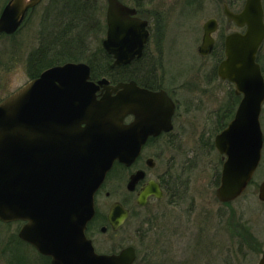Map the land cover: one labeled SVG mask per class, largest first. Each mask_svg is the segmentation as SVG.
Masks as SVG:
<instances>
[{"label": "water", "instance_id": "95a60500", "mask_svg": "<svg viewBox=\"0 0 264 264\" xmlns=\"http://www.w3.org/2000/svg\"><path fill=\"white\" fill-rule=\"evenodd\" d=\"M40 1L10 0L0 15V35L15 34ZM136 14L120 0H107L102 46L114 58L112 67L143 54L150 33L148 22ZM225 14L246 29L226 36L225 58L217 70L242 96L233 120L214 140L225 159L216 197L230 203L245 192L262 158L264 77L256 62L264 41L262 0H246L239 13L225 7ZM217 27L215 19L203 25L201 56L212 52ZM101 88L105 93L99 99ZM175 110L165 92L140 88L134 81L116 86L106 78L93 81L83 62L45 70L0 103V221H25L19 238L52 264H134V247L97 254L85 230L95 215V194L114 163L130 166L149 136L172 130ZM128 115L135 121L125 125ZM142 178V172L133 175L129 190ZM153 192L154 186L146 188L139 204ZM258 198L264 202V180ZM121 213V205L114 204L109 219L115 226L127 217L123 212L118 220ZM258 264H264V252Z\"/></svg>", "mask_w": 264, "mask_h": 264}, {"label": "rangeland", "instance_id": "374dc122", "mask_svg": "<svg viewBox=\"0 0 264 264\" xmlns=\"http://www.w3.org/2000/svg\"><path fill=\"white\" fill-rule=\"evenodd\" d=\"M121 1L135 6L132 0ZM229 1L239 11L246 0ZM223 2L227 0H149L141 7V17L149 22L151 33L148 53L157 60L160 57L155 75L178 103L171 144L165 149L155 146L149 152L156 158V171L171 165L172 173L180 179L173 198L164 196L142 211L149 221L141 225L140 215L141 232L134 233L129 227L123 241L98 235L97 249L101 252H118L121 244L133 245L138 251L135 264L259 262L264 250V203L258 199L259 185L264 180V146L259 167L243 195L230 204L221 203L215 195L224 160L214 146V138L231 120L239 97L234 86L217 75L219 52L203 57L198 48L203 25L212 18L222 19L216 34L219 41L237 30L223 19ZM5 3L0 0V11ZM45 4L16 34L0 37V101L30 80L26 59L38 44L43 23L40 13ZM104 38L101 34L100 41ZM92 42L96 49V41ZM261 60L264 71L262 52ZM260 122L264 135V108ZM121 178L116 168L107 181L114 198L122 197L117 193ZM153 214L156 217L151 219ZM20 227L19 222H0V264H48L19 241Z\"/></svg>", "mask_w": 264, "mask_h": 264}, {"label": "flooded vegetation", "instance_id": "af4514ba", "mask_svg": "<svg viewBox=\"0 0 264 264\" xmlns=\"http://www.w3.org/2000/svg\"><path fill=\"white\" fill-rule=\"evenodd\" d=\"M9 1L10 0H6V3L4 4V6L2 7V9L0 11V15H1L4 7L6 6V4ZM58 2H59V0H41L34 8H31L27 12L25 20L30 18L34 14L36 9L40 8L44 3H46L43 6V8L41 9V13H40V20L42 21L43 18L46 16V12H49L53 9L50 5L58 3ZM230 3L231 2L229 0H227V2L222 3V8H223L222 13L225 17L223 19L226 20V22L228 23L229 26L231 24L235 26V24L227 18L226 14H225V7H227L229 11L234 12V13H238L242 9L239 11H235L230 6ZM262 5H263V9H264L263 0H262ZM134 8L137 10L136 16L143 19V20H146L143 17H141V8H137L136 6H134ZM218 12H219V10H218ZM215 19L218 23V28H217V31L213 34L214 39H215V44H214V50L210 55L214 54V51L217 49L216 48L217 45L220 43L221 48H222V52H223V57L220 59V61H221L224 58L226 36L232 32L225 34L223 36V38L221 39V41H219V39H218L219 37H218V35L216 36V34L220 30L222 19L221 20L219 18H215ZM148 24H149V22H148ZM236 31L244 32V28H237ZM149 41H150V39H149ZM149 41L145 45L143 54L140 58H136L129 65L121 66V67H130V66H133L134 64H136V66H134V68H133L134 69V72H133L134 78H127L124 80L109 79L107 77L106 78L109 81L110 86H116L119 83H127L130 81H134L137 84V86L140 88L147 89V90H150L152 92H165L175 102L176 111H177V108H178L177 100L174 98L172 93L164 87V84L162 83L163 82L162 79L161 78L158 79L157 76L155 75L157 72V69H158V66L156 63L160 64V60H159L160 57L157 60L155 55L154 56L149 55V53H148ZM263 47H264V41L258 50V53L256 56V62L259 64V66L261 68V72L264 76V71H263V67H262V60H261V52L264 53ZM110 57H111L110 67L112 69L117 68V66L112 67V64L114 63V58L112 56H110ZM155 64H156V66H155ZM160 66H159V69H160ZM98 80H100V79H96L95 82H98ZM104 93H105L104 88H101V90L98 92V98L100 99L104 95ZM175 115H176V112H175L173 119H172L173 129L170 131L163 130L155 136H149L145 140L144 144L142 145L141 152H140L139 156L130 166H126L120 162H115L111 171L108 173L105 182L103 183V185L99 188V190L95 194V216L87 225L85 232H86L87 238L92 241L93 246L95 248V251L98 254H110V255L111 254H118L123 249L132 246L135 248V251L137 254V259H138V251H137L136 247L133 245L123 246L121 244V249L118 252L105 253V252L99 251L97 249L98 235H100V236L109 235L113 238L116 237L118 239V241H120L121 239L123 241V238H124L123 235L129 227H131V229L134 230V233H136V232H139L141 230V228L138 224V221L140 219H142L141 225H143L144 223L149 221V218H145V216H143L142 211L150 203L159 202V201H161V199L164 196H170L173 198L174 193L176 191V185H177L178 180L180 179V176L177 177L176 175H174L172 173L173 169H172L171 165H168V166L166 165V167L162 168V170L158 169L156 171V169L158 167L157 161H156L155 156L153 154H151L149 152V150L155 146L161 147L162 149H165L168 147V145L171 144V134L174 130ZM134 121H135V116L128 115L124 119L123 123L125 125H129ZM116 168H118L123 175V178H121L119 180L118 185H117V193H120V195L122 197H115L114 198L113 191L107 189V181L109 180L110 175L113 173V171ZM139 172H142L143 178L136 183L133 190H129L128 184L131 180V177L133 175L139 173ZM150 186H154L155 192H153L152 194H150L147 197L144 205H140L139 199L141 197V194L143 193V191L146 188H148ZM157 195H160V196L158 197ZM116 203L120 204L122 207V213L119 215L118 220L122 219L123 212H127V217L118 226H115L114 223H111L110 219H109V214L111 213V208ZM140 215H141V217H140ZM139 217H140V219H139ZM154 217H156L155 214H153V216H151L150 218L152 219ZM19 223L22 226L26 222H19ZM148 224H150V222ZM22 244H24L26 247L31 248L38 255L39 258L42 257V259L43 258L48 259L49 263L51 264V260L47 257L41 256L38 253V251L32 245H30L26 242H22ZM263 251H262V254H263ZM262 254H261V256H262ZM137 259H136V261H137ZM260 259H261V257H260ZM136 261H135V263H136Z\"/></svg>", "mask_w": 264, "mask_h": 264}, {"label": "trees", "instance_id": "16d2710c", "mask_svg": "<svg viewBox=\"0 0 264 264\" xmlns=\"http://www.w3.org/2000/svg\"><path fill=\"white\" fill-rule=\"evenodd\" d=\"M147 1L132 0V3L141 8ZM50 6L53 9L46 12L42 20L38 44L26 59L30 80L39 77L46 69L66 62L88 63L93 80L102 77L116 80L134 78L136 64L112 69L111 57L102 48L100 35L106 32L105 0H59ZM91 40L96 41V49H93L95 45ZM216 48L220 59L223 55L221 44ZM236 100L239 103V99ZM247 235L253 237L249 232Z\"/></svg>", "mask_w": 264, "mask_h": 264}]
</instances>
